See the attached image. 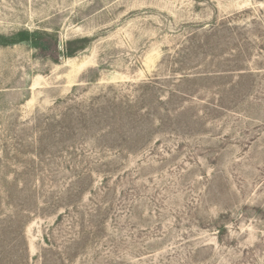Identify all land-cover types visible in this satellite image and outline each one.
<instances>
[{"label": "rangeland", "instance_id": "374dc122", "mask_svg": "<svg viewBox=\"0 0 264 264\" xmlns=\"http://www.w3.org/2000/svg\"><path fill=\"white\" fill-rule=\"evenodd\" d=\"M25 29L61 54L0 46V264H264V0H0Z\"/></svg>", "mask_w": 264, "mask_h": 264}, {"label": "trees", "instance_id": "16d2710c", "mask_svg": "<svg viewBox=\"0 0 264 264\" xmlns=\"http://www.w3.org/2000/svg\"><path fill=\"white\" fill-rule=\"evenodd\" d=\"M86 40L87 39H83L81 40V42ZM56 43V41L52 40V35L50 33L40 30L30 31L25 29L18 31L11 36L0 35V46L27 44L34 47L35 49L42 51L43 53H49L54 44L55 50H57ZM85 48V46H82L78 50H84ZM78 50H74L68 47L64 51V56L67 58H72L77 54ZM58 53L61 54L60 52Z\"/></svg>", "mask_w": 264, "mask_h": 264}]
</instances>
